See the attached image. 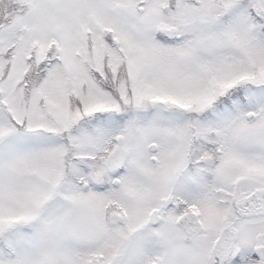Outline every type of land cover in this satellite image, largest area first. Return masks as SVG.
I'll return each mask as SVG.
<instances>
[{"label": "snow or ice", "instance_id": "snow-or-ice-1", "mask_svg": "<svg viewBox=\"0 0 264 264\" xmlns=\"http://www.w3.org/2000/svg\"><path fill=\"white\" fill-rule=\"evenodd\" d=\"M0 264H264V0H0Z\"/></svg>", "mask_w": 264, "mask_h": 264}]
</instances>
